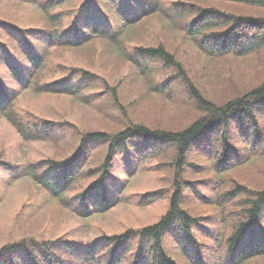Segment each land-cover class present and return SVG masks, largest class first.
Masks as SVG:
<instances>
[{"label":"trees","instance_id":"16d2710c","mask_svg":"<svg viewBox=\"0 0 264 264\" xmlns=\"http://www.w3.org/2000/svg\"><path fill=\"white\" fill-rule=\"evenodd\" d=\"M22 7L34 8L37 21L9 19L10 10ZM153 18L207 62L241 60L264 50V0H0V119H7L23 140L58 142L61 126L73 128L21 108V95L29 90L85 105L94 94L116 100L110 76L126 68L149 97L173 102L171 88L180 84L193 99L175 129L112 116L111 127L78 126L72 144L67 143L71 150L58 159L27 162L22 169L1 160L7 177L29 178L49 201L79 218L105 213L123 201L135 164L153 160L160 188L138 201L168 203L151 224L91 240L22 236L4 242L0 264H249L264 257V186L248 185L237 173L247 166L252 170L256 159L264 161V78L240 91L234 86L237 95L225 101L207 99L177 50L167 49L162 40L150 46L132 42L133 29ZM97 43L103 49L99 54ZM63 52L80 54L86 65L51 67L49 59ZM58 68V77L44 78ZM103 117L109 119L110 112ZM207 145L210 150L203 153ZM230 150L237 155L232 160ZM189 154L204 159L199 172L208 177L209 191L201 203L210 216L191 214L182 204L191 196L185 189H193ZM260 166L264 169V162ZM235 201L239 208L230 211Z\"/></svg>","mask_w":264,"mask_h":264},{"label":"rangeland","instance_id":"374dc122","mask_svg":"<svg viewBox=\"0 0 264 264\" xmlns=\"http://www.w3.org/2000/svg\"><path fill=\"white\" fill-rule=\"evenodd\" d=\"M234 10V9H233ZM9 19L33 23L36 20V11L31 7H22L9 11ZM6 13V12H4ZM3 13V14H4ZM157 19H151L134 28L132 42L143 46L156 45L164 41L167 49L177 50V56L183 61L185 70L198 86L199 91L207 99L215 102L225 101L233 97L236 89L247 88L251 81L258 84L264 77V50L257 55L249 56L241 60H227L221 62H207L205 56L199 54L194 48L185 45L174 32H169ZM99 54L103 49L100 44H94ZM91 46L86 51H90ZM55 53L49 59L51 67L62 68L69 65H81L83 57L80 54L63 52L60 56ZM107 57V56H105ZM105 57H100L101 60ZM54 60V61H53ZM89 66V65H88ZM103 74V71L91 67ZM58 69L52 73L45 72L46 80L58 77ZM110 81L115 87L116 100L109 94L102 96L94 94L88 104H80L69 96L59 94L35 93L31 90L22 93L20 98L21 108L33 111L38 119H46L57 123H71L73 128L61 126L58 134L60 141L47 140H23L15 127L7 119H0V162L6 161L22 169L27 162L58 159L68 153L71 148L74 135L78 132V126L82 129H96L111 127L114 122L111 117L124 118L130 122H146L148 125L175 129L174 124L181 123L185 117V105L193 103V99L181 88L172 87L175 98L173 102H167L155 96L149 97L146 88L141 87L136 75L126 68L121 69ZM141 81V80H140ZM143 86V85H142ZM235 86L236 89L233 87ZM109 111L110 118L103 117ZM187 118V117H185ZM261 118V117H260ZM264 124V120L261 118ZM178 124V125H179ZM69 130V131H68ZM238 139V138H237ZM239 143L245 148L242 139ZM204 147V146H203ZM210 146H206L203 153H208ZM230 159L237 155L230 150ZM202 153V154H203ZM200 155V153H199ZM235 155V156H233ZM166 158V157H164ZM187 160L191 162V174L189 180L193 186L192 191L185 192L190 197H183V206L191 213L200 216H210L211 211L207 205L201 203V198L208 196V177L200 175L201 165L204 159L200 156L189 154ZM263 160L256 159L249 170L238 171L239 177L248 185L264 186V169L260 165ZM198 169H192V166ZM132 176L125 181V199L105 213H97L89 218H79L69 209L62 207L55 201H49L46 193L33 184L25 176L7 177V172L0 168V245L7 241L18 239L22 236H35L43 238H71L75 240H91L98 234H112L121 232L127 227H139L155 222L167 207L166 199H159L150 204H140L145 193L160 188L159 176L153 169L156 162L153 160L138 161ZM198 176V177H196ZM123 178V175H120ZM122 180V179H121ZM204 182L206 186H197ZM202 187V188H201ZM206 187V188H203ZM202 196V197H201ZM242 198H240L241 202ZM229 208L237 210L238 204ZM214 217V215H212ZM249 264H264V257L255 259Z\"/></svg>","mask_w":264,"mask_h":264}]
</instances>
